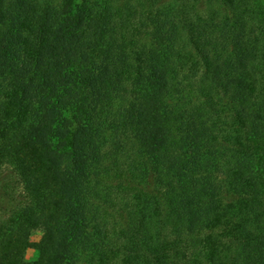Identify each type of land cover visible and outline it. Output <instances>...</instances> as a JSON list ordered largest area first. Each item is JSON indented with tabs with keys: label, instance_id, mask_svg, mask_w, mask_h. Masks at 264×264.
<instances>
[{
	"label": "trees",
	"instance_id": "1",
	"mask_svg": "<svg viewBox=\"0 0 264 264\" xmlns=\"http://www.w3.org/2000/svg\"><path fill=\"white\" fill-rule=\"evenodd\" d=\"M1 192L0 264H264V0H0Z\"/></svg>",
	"mask_w": 264,
	"mask_h": 264
},
{
	"label": "rangeland",
	"instance_id": "2",
	"mask_svg": "<svg viewBox=\"0 0 264 264\" xmlns=\"http://www.w3.org/2000/svg\"><path fill=\"white\" fill-rule=\"evenodd\" d=\"M125 0H118V3H122ZM202 8L205 9V3L202 4ZM14 189L16 191H20V186L17 181L13 182ZM0 197L7 198L5 195L2 194ZM42 231L40 229H32L26 234L25 242L19 249V256L25 260V261H32L34 260L38 255V241L40 240Z\"/></svg>",
	"mask_w": 264,
	"mask_h": 264
}]
</instances>
